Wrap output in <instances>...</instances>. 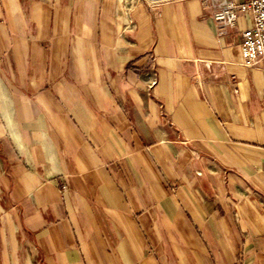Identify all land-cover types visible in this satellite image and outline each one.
<instances>
[{"label":"crops","instance_id":"0c3cea01","mask_svg":"<svg viewBox=\"0 0 264 264\" xmlns=\"http://www.w3.org/2000/svg\"><path fill=\"white\" fill-rule=\"evenodd\" d=\"M228 1L123 32L122 0H0V264H264V72Z\"/></svg>","mask_w":264,"mask_h":264},{"label":"built area","instance_id":"2783aa9c","mask_svg":"<svg viewBox=\"0 0 264 264\" xmlns=\"http://www.w3.org/2000/svg\"><path fill=\"white\" fill-rule=\"evenodd\" d=\"M171 0H123V7L127 22L123 26V32L131 30L134 22L131 18L132 9L140 3L150 8ZM244 12L250 15L251 25L242 32L241 55L242 62L248 67H258L264 72V0H243L240 3L228 1L214 13V19L221 23L231 25L235 22L237 12ZM148 88L155 84L154 76L148 72ZM151 74V75H150ZM264 106V92L262 95ZM63 188H65L63 186Z\"/></svg>","mask_w":264,"mask_h":264},{"label":"rangeland","instance_id":"374dc122","mask_svg":"<svg viewBox=\"0 0 264 264\" xmlns=\"http://www.w3.org/2000/svg\"><path fill=\"white\" fill-rule=\"evenodd\" d=\"M122 3H123V0H122ZM122 30H123V27H122Z\"/></svg>","mask_w":264,"mask_h":264}]
</instances>
